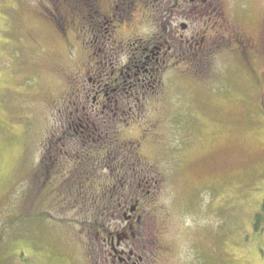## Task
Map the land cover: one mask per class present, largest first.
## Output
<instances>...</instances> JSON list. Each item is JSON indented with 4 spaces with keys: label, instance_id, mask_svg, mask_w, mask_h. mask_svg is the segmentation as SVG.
I'll use <instances>...</instances> for the list:
<instances>
[{
    "label": "rangeland",
    "instance_id": "rangeland-1",
    "mask_svg": "<svg viewBox=\"0 0 264 264\" xmlns=\"http://www.w3.org/2000/svg\"><path fill=\"white\" fill-rule=\"evenodd\" d=\"M207 1L201 12L193 2L177 4L185 10L177 7L162 27L172 23L180 44L173 59L196 31L201 40L206 34L211 45L200 78L176 70L151 78L153 85L169 77L168 93L138 95L133 103L142 113L128 115L133 122L122 128L125 139L141 141L136 166L152 173L137 193L151 215L145 264H264V58H254L247 73L239 51H231V29L216 23L215 3ZM55 4L0 0V264H95L114 250L105 228L80 210L77 181L54 163L66 158L52 146L74 140L68 125L75 103L91 105L90 95H61L64 75L86 63L88 33L83 23L58 32L46 16ZM142 7L126 22H110L120 38L144 40L145 49L160 20L144 19ZM225 10L253 34L264 26V0H227ZM93 176L96 193L95 178L102 180Z\"/></svg>",
    "mask_w": 264,
    "mask_h": 264
},
{
    "label": "flooded vegetation",
    "instance_id": "flooded-vegetation-1",
    "mask_svg": "<svg viewBox=\"0 0 264 264\" xmlns=\"http://www.w3.org/2000/svg\"><path fill=\"white\" fill-rule=\"evenodd\" d=\"M197 1L199 3H196ZM204 1L208 2L203 0V3ZM70 2L71 0H55L56 13L53 12L54 15L65 17L68 13H72ZM191 2L196 4L198 11L201 12V0H84V2H79L83 9L82 18L87 20L86 63L76 71H70L69 74L63 72L68 90L61 92V95H69V97L72 95L75 100L79 95H90L91 105L84 106V99L80 100L79 107L75 103V112L70 113L68 125L74 140H69L67 144L64 143L63 148H59L60 145L55 147V149H59V152L65 154L64 158L66 159L63 161L58 160L60 157L54 161V163L62 164L61 168L57 170L62 169L64 177L67 176L68 179H72V177L73 179L89 178L88 174L93 173L90 168L92 169V165H94V159H91L90 154L100 153L97 147L110 144L108 141L100 140L103 137L105 125L124 124L127 126L131 124L133 119L128 115L141 114L136 109V104L133 103L135 100H139L138 95H149L150 88L154 89L156 95H162L168 90L169 77H165L164 80L159 79L153 85L150 83L151 78L158 79L161 75L170 74L175 70L183 75L200 78L202 57L210 50L209 45H211L205 44L206 34L202 36L201 40V31H196L192 39L189 37L192 44L187 45L185 51L179 49L181 57L173 59V51L180 44L174 43L172 39L174 34L172 23L165 24L164 31L162 28L163 21L172 18L178 11L177 7L185 10L184 6L179 5H190ZM226 2L227 0H213L211 3H215V6L212 12L216 15V23L219 26L225 27V30L227 27L231 29L230 37L236 43L235 48H231V51L236 53L239 51L243 68L249 73L253 67L254 58H264V26L253 34L240 25L230 22L225 10ZM140 5L143 6L140 9V14L144 19L148 21L152 18H159L160 20L159 26L156 25V30L152 33L154 37L145 43V49L143 48L144 40L141 41L133 37L127 38V40L125 37L120 38V33L117 32L118 27L113 26L110 22L116 19H122L124 22L132 19L131 15ZM76 7L78 8L77 5ZM205 8L204 6L202 9L206 13ZM187 26V24L182 25L185 29ZM166 29L171 32L169 38L165 34ZM218 36L214 34L210 37L215 40ZM197 38L199 41L194 44L193 41ZM182 55H187V57L184 58ZM202 67L204 68V65ZM142 75L144 78L141 77ZM73 120L77 121L73 122ZM92 136L93 138H91ZM74 142L78 144L76 147H74ZM69 146L71 151L67 150ZM89 165L91 167H88ZM150 174L152 173L137 171L130 175L126 173L117 175L119 181L114 188H117L120 181L126 178H129L130 183L128 182V186L122 185L125 189L120 192L123 196L120 195L119 204L115 210L107 209L106 211L111 212L109 216H105L103 213L102 223L100 225L97 223L99 227L105 228L107 239L113 245L114 250L110 253L107 251L106 256H97L95 264H112L110 260L113 257H115L113 263L119 262L116 264H145L140 253L146 242L147 231H149L146 224L151 215H145L143 212L146 207H143L141 196L137 193L141 191L142 182L145 179H150ZM61 175L62 173H59V176ZM115 217L121 223H114ZM88 231L91 232L92 229L89 228ZM148 261L149 263L146 264H153L152 260L148 259Z\"/></svg>",
    "mask_w": 264,
    "mask_h": 264
},
{
    "label": "trees",
    "instance_id": "trees-1",
    "mask_svg": "<svg viewBox=\"0 0 264 264\" xmlns=\"http://www.w3.org/2000/svg\"><path fill=\"white\" fill-rule=\"evenodd\" d=\"M79 2H84V0H71L70 3L72 5V13H68L65 17L55 16L53 13L55 11H53V9L47 10L46 16L53 23L55 29H57L58 32L63 31V33H66L65 31L71 28L73 23H83V26L86 27L87 20L82 18L83 9L80 7ZM76 5L78 6V8L76 7ZM86 28H83L81 30L82 33H85V35L86 33H88V31H86ZM87 38L88 37H86V40L82 42L84 51H86V48L88 47ZM113 126V124L105 125V128L103 129L104 138H100V140L108 141L110 144H107L104 147H97V150H99L100 153L90 154L91 159H94V165H92L91 163L93 167L92 169L90 168V171H92L93 173L88 174L89 178H75V180L77 181V186L74 190V196L78 200V204L80 205L79 208L84 213L86 221L89 223L90 220L94 218V220H96L97 226V223H99L100 225V223H102L103 221V213L105 214V216H109V214L111 213L109 211H113V209L115 210V208L118 206L120 195L123 196L120 193L121 190L119 186L117 188H114V185L119 181L117 175L119 173H126L130 175L133 172L137 171L144 172L140 170V167L136 166L135 162L141 158H136L134 154V151H139L141 141L125 139L124 136H122V128L126 125L115 124V126ZM54 133L55 132H52V135ZM91 138H93V136ZM97 139L99 140V138ZM65 144H67V142ZM57 145H60L59 148H63V144L58 143L52 146V148L56 147ZM55 151L58 152L59 149L57 148L55 149ZM91 165H89L88 167H91ZM94 174L96 176L101 175L102 180L99 182V180L95 178V182L99 184L96 188V193L93 192L94 186L92 185V187L90 184L94 177ZM122 182L125 185V182H129V178L120 181V183ZM107 209H109V211H106ZM90 224L93 225V223Z\"/></svg>",
    "mask_w": 264,
    "mask_h": 264
}]
</instances>
